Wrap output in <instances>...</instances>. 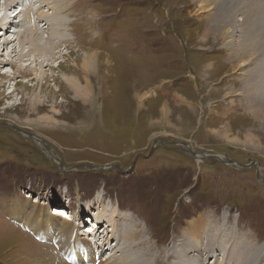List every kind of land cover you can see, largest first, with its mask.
Listing matches in <instances>:
<instances>
[{
  "label": "rangeland",
  "instance_id": "1",
  "mask_svg": "<svg viewBox=\"0 0 264 264\" xmlns=\"http://www.w3.org/2000/svg\"><path fill=\"white\" fill-rule=\"evenodd\" d=\"M48 2L69 4L55 14L56 25L47 4L33 5L51 19L36 22L38 36L57 30L54 66H42V78L27 70L10 78L16 91L8 94L5 71L14 66L0 65V264H42L49 257L40 252L62 249L45 228V213L55 211L60 224L71 225L75 215L82 235L100 227L90 241L97 264L113 253L109 243L119 244L111 223L96 222L113 212L136 220L142 235L132 238L134 251H150V264H181L177 253L190 264H264L260 32L249 33L253 44L238 40L241 17L219 29L199 0ZM243 47L252 48L246 57ZM64 76L87 85L85 101ZM216 153L249 166L203 156ZM197 235L202 252L189 256L182 244L196 247ZM140 237L145 244L137 248Z\"/></svg>",
  "mask_w": 264,
  "mask_h": 264
},
{
  "label": "bare ground",
  "instance_id": "2",
  "mask_svg": "<svg viewBox=\"0 0 264 264\" xmlns=\"http://www.w3.org/2000/svg\"><path fill=\"white\" fill-rule=\"evenodd\" d=\"M40 1H42L45 5L47 4L49 6L48 7L49 10L52 9V12H51V14L53 13L52 14V19H53L52 21L55 23V25H56V23L61 24L60 20H57L55 14L62 13V15H63L64 11H66L69 4L62 3L59 6V4L57 5L55 2H53V3L48 2V0H37L38 3ZM199 1L202 2V4L203 3L207 4V6L210 5L209 7L213 11V14L208 17V20L213 21L214 25L219 23L218 25H216L219 29L225 27V24L228 23V21L234 20L237 16H240L241 21H242V23H241V29L242 30L240 31V34L238 36H236L238 40L243 35L244 40H246L249 44H251L253 42L254 34L257 31L260 32V35L262 37H264V0H199ZM22 2H25L28 5V7H26ZM18 4H19V6H21V7L24 6L25 8H22L20 12L16 13L17 14L16 15V14H13L14 13L13 10H16V8L18 7ZM34 4H35V0H2L1 4H0V10H1V14H0L1 15L0 16V52H1L0 53V65L7 63V64H10V66H12V67L14 66V71L12 70V68H10L11 72L9 70L5 71L7 73V75H5V76L7 77V79H9L8 94H12L16 91V84H11L10 78H14V76H16V75L18 76L20 73L24 72L25 70L28 71L27 74L31 73L30 76L35 75L34 77H36V78H42L44 76L42 66H44V67H46L48 65L54 66V64H55V63L52 64L53 62L51 60L53 59V56L55 53V52H53V50H54V45L57 42L56 43L54 42V38H57V30L54 31V30L49 29L50 33H49V35L47 34L48 35V36H46L47 39H45L44 37L40 38V34L38 36V31H41V29H40V25L38 26L37 25L38 23H36V22L39 21V19L42 16L44 18L50 20V22H51V19L49 18V16H47L43 13H42V15H40V12H34V8H33ZM16 5H17V7H16ZM39 6H40V4H39ZM224 6H226V8H224ZM34 15L36 18L33 17ZM15 17H18L19 19L15 21L14 20ZM48 20H46V21L48 22L49 26L51 27L52 24ZM64 23H65V25L64 26L62 25L63 26L62 30L66 29L68 26L67 20H64V22L62 24H64ZM244 25L247 26L248 31L251 30V32H248L247 30H245V28H243ZM9 29L11 30V32H9ZM249 33H254L253 38ZM8 34H9V36H8ZM60 35L64 38V41L66 39H68V35L64 34V32L63 33L61 32ZM247 37H248V39H246ZM262 37H260V38H262ZM58 38H59V36H58ZM261 40H264V38ZM233 42H235V41H233ZM227 43L230 46V41H227ZM227 43H226V46H227ZM244 47H245V45H244ZM244 47H243V50H244ZM251 47L246 49V51L251 52V50H252ZM232 50H234V49H232ZM237 50H238V48H237ZM243 50L239 51V53L241 55L247 54V53H245L246 51L245 50L243 51ZM234 52H236V51H234ZM234 52H233V54H234ZM255 52H257V51H255ZM244 57H246V56L244 55ZM249 57L252 58L251 56H249ZM243 62L244 61H241V63H243ZM90 63L91 62L89 61V57L86 59H82V64L80 65V67H78V69H79L78 72L81 71L82 74H84L85 70L88 68V66H90ZM253 64H255V63L253 62ZM258 69H259V67H258ZM8 73H12V75H8ZM244 74H245V72H244ZM256 77H254V78H256ZM254 78H248L247 77L246 79L254 81ZM64 79L67 82V84H70V86L73 89L72 90L73 93L78 97V99L80 98V100L85 101L86 96H85L84 91L86 90L87 85L81 86V82H78L77 78H74V77L64 76ZM64 79H63V81H64ZM84 84H86V83L84 82ZM36 97H37V95H36ZM261 105L262 106L264 105V101H261ZM56 210H61V209H56ZM60 212H63V211H59L58 213H60ZM54 214H55V216H54ZM54 214L52 215V213H48V212L45 213V215H47L45 217V220L48 221L47 225H45V228L50 229L48 227H51L52 231L55 232V233H53L55 235L54 238L58 239L57 243L62 245V249H59L57 246L56 247L58 248V251L61 254H63L65 257H67L68 261L65 259H60L59 254H57L58 253L57 250L55 251L56 252L55 253L52 249L51 250L48 249V251L46 253L40 252L39 255L43 254L45 256V254H46L49 257V259H41V260H39V262L42 264H97L94 259L97 260L98 257H97L96 252H94L92 250V247H91L92 244L90 243V241L94 240L93 235L96 234L99 226H97L96 229L91 228V230H88V232H91V233H89V234L86 233V234L82 235V234L78 233V226H76V224L71 223V225L70 224L65 225V224H60V222H58V221H57L58 223H56L54 220L57 218L56 211ZM127 214L123 213V214L118 215V213L116 214L115 212H113V214H111L106 220L104 217L99 216L97 214L96 222L99 223L100 225H102L103 227L106 226V224H104L105 222L111 223V232H110L111 238H112L111 240H113V242H115V243L119 242V244L109 243L108 248L113 253L107 258V262L101 261V262H99V264H150V258L153 255V254H149L150 251H149V253L147 251L146 257L144 256L145 255L144 253H141V252L137 253L134 251L135 249H134V243H133L132 238L136 235L137 232L142 235V231L140 229L136 230V226H138L136 223V220H134L133 217H130ZM68 216L65 215V217H68ZM13 217L14 216H12V218ZM50 219H52L51 221H53V222H51ZM117 224H119L121 232H120V229H118ZM82 227L83 226H81V228L79 227V229L82 230L83 229ZM138 227H140V226H138ZM45 228H43V229H45ZM114 228H115V231H114ZM196 228L198 229L199 226L196 225ZM99 229H100V227H99ZM201 230L199 229V230H195V231L201 232ZM143 231H145V230H143ZM113 232H114V234H113ZM116 232H117V234H116ZM44 233H45V235H47L48 231L44 230ZM107 235H109V234H107ZM107 235L105 234L103 236V238ZM118 235L121 238V241L118 240V238H119ZM201 236L203 237V235H201ZM141 237L139 238L138 241L135 242V246L137 248L139 247L138 245H144L145 244L144 241L142 240L143 238H141ZM197 237H198V239L200 238L199 235H197ZM202 242H203V240L200 238L199 240H197L196 243H194L196 245V247H194V246H192L190 241L185 239L182 246L186 245L185 249L190 252L188 254L189 256L190 255L197 256V254H201L200 252H202V247H201V245H199V244H203ZM103 243H105V245L107 247V239L106 240L102 239V244ZM215 243H216V241L212 242L211 246H213V248L215 247ZM99 244L100 243H98V245ZM207 246H205V248H203L204 251H208V250H206ZM37 253H38V251H37ZM213 253H215V252H213ZM116 254H119V258H117V259L115 258L116 260L110 262V260L113 259L112 257L115 256ZM148 254H149V259H148ZM167 255H168V253H167ZM177 255L180 257L179 263L190 264V261L186 258V256H184V257L182 255L180 256L178 253H177ZM212 258H214V257H212ZM154 259H155V257H154ZM63 260H65V261H63ZM72 260L74 262H72ZM176 260L174 257V260L172 259L173 263L174 262L177 263L178 259H176ZM31 261H32V259H31ZM34 263H36V262H34ZM36 264H39V263H36Z\"/></svg>",
  "mask_w": 264,
  "mask_h": 264
},
{
  "label": "flooded vegetation",
  "instance_id": "3",
  "mask_svg": "<svg viewBox=\"0 0 264 264\" xmlns=\"http://www.w3.org/2000/svg\"><path fill=\"white\" fill-rule=\"evenodd\" d=\"M216 155H219V157L221 158V159L217 158V160L224 162L225 165L226 164H228V165H238L239 167H242V166H240V164H232V163H230L229 162L230 159H228L224 154L216 153ZM223 158H225L226 161H224ZM235 163H236V161H235Z\"/></svg>",
  "mask_w": 264,
  "mask_h": 264
},
{
  "label": "water",
  "instance_id": "4",
  "mask_svg": "<svg viewBox=\"0 0 264 264\" xmlns=\"http://www.w3.org/2000/svg\"><path fill=\"white\" fill-rule=\"evenodd\" d=\"M14 14H16V13H14ZM194 156H195V154H194ZM203 156H205V157H215V158L221 159V158L219 157V155H216V154H212V155H209V156H207V155H203ZM229 162L232 163V164H237V163H235V161H233V160H229ZM240 166H242V167H248L249 164H246V165H240ZM259 181H260V180H259ZM262 183H263V181H262Z\"/></svg>",
  "mask_w": 264,
  "mask_h": 264
}]
</instances>
